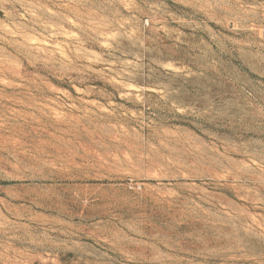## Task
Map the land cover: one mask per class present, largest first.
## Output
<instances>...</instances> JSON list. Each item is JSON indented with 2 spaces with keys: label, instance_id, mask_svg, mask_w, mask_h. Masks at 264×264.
<instances>
[{
  "label": "rangeland",
  "instance_id": "rangeland-1",
  "mask_svg": "<svg viewBox=\"0 0 264 264\" xmlns=\"http://www.w3.org/2000/svg\"><path fill=\"white\" fill-rule=\"evenodd\" d=\"M264 0H0V264H264Z\"/></svg>",
  "mask_w": 264,
  "mask_h": 264
},
{
  "label": "built area",
  "instance_id": "built-area-1",
  "mask_svg": "<svg viewBox=\"0 0 264 264\" xmlns=\"http://www.w3.org/2000/svg\"><path fill=\"white\" fill-rule=\"evenodd\" d=\"M261 36L264 39V25L261 27Z\"/></svg>",
  "mask_w": 264,
  "mask_h": 264
}]
</instances>
